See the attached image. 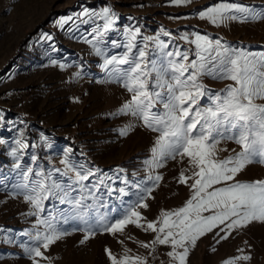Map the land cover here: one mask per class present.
<instances>
[{
    "label": "rangeland",
    "instance_id": "obj_1",
    "mask_svg": "<svg viewBox=\"0 0 264 264\" xmlns=\"http://www.w3.org/2000/svg\"><path fill=\"white\" fill-rule=\"evenodd\" d=\"M219 2L188 0L176 5L171 0H0V264H33L26 247L32 246L37 232L45 231L37 220L49 217L66 234L41 249L47 259H41L40 264H111L106 249L118 258L130 250L129 255L142 256L147 264H175L167 255L170 245L156 244L153 248L156 234L144 227L130 224L117 234L97 229L94 236L84 240L88 228L120 218L140 196L148 205L137 208L141 225L156 221L162 211L179 209L192 196V181L179 183L181 171L188 169L187 158L168 159L163 167L149 172L145 161L152 156L158 134L135 117L118 114L131 94L109 75L104 62L123 55L128 33L135 29H139L137 45L146 43L147 51L157 59V37L169 44L167 50H187L194 58V45L181 39L187 34L191 40L194 33L232 47L264 52V19L213 25L199 17L200 11ZM230 2L254 7L258 12L264 9V0ZM105 8L114 14L107 31L99 15ZM144 36L154 39L145 42ZM201 82L212 93L232 83L208 76L201 77ZM207 103V98L201 100L202 105ZM256 103L264 104V100ZM124 128H128L127 135L120 134ZM218 147L219 159L240 150L230 140H223ZM65 160L74 170L66 168ZM29 168L32 172L26 181L23 172ZM89 170L95 175L83 182L87 187L82 192L75 183V172ZM37 172L45 176L51 173V179L65 187L70 199L87 197L84 203L91 207L79 215L73 205L52 197L44 201L45 211L39 217L31 215L34 209L24 199L23 185L38 179ZM149 174L161 179L155 186L147 184L151 193H142L137 185L144 186ZM185 175L190 176V170ZM235 179L264 180V161L255 158ZM120 188L128 195L120 196ZM217 231L197 240L186 264H225L243 255L250 260L237 264H264V222L254 221L231 234L226 231L218 235ZM220 235L228 238L220 239Z\"/></svg>",
    "mask_w": 264,
    "mask_h": 264
},
{
    "label": "snow or ice",
    "instance_id": "obj_2",
    "mask_svg": "<svg viewBox=\"0 0 264 264\" xmlns=\"http://www.w3.org/2000/svg\"><path fill=\"white\" fill-rule=\"evenodd\" d=\"M171 2L181 5L188 0ZM84 14H88L86 10ZM99 15L104 21L103 30L107 31L112 26L114 14L105 8ZM199 17L219 25L227 20L264 19V9L258 12L251 6L220 0L200 11ZM100 34L98 27L97 35ZM138 34L139 29L129 32L123 55L112 56L104 62L109 75L131 94L118 114L131 115L158 134L151 148L152 156L145 161L149 172L163 167L168 159L176 160L179 157L183 161L187 158L188 169L185 171L190 170L191 175L186 176L185 171H181L179 183L186 184L191 180L189 187L192 196L184 206L175 211H162L156 221L146 222V225L139 223L142 217L137 208L148 207L144 203L145 197L140 196L138 202L120 218L99 222L88 228L84 240L94 236L97 229L117 234L123 233L132 224L156 234L151 245L153 248L156 244L170 245L171 250L167 255L175 264H186L190 248L195 247L197 240L206 233L218 230V235L226 231L231 234L233 230L254 221L264 222V180L240 182L235 179L255 158L264 161V104L256 103L257 100H264V52L232 47L219 39L213 41L194 33L191 40L187 34L181 37L194 45V58H190L187 50H167L169 44L157 37V59L154 53L147 51L146 43L137 45ZM152 39L143 37L145 42ZM95 50L100 54L99 48ZM203 76L232 83L221 92L212 93L201 82ZM205 98L208 103L202 105L201 100ZM127 132L128 128L120 130L121 135H127ZM223 140L233 141L240 150H233L234 155L219 159L217 153L221 149L218 146ZM20 147L25 145L21 144ZM64 163L68 170H74L67 160ZM31 172V168L23 172L26 181ZM35 175L38 179L23 185L26 190L24 199L34 209L31 215L39 217L45 211L44 201L52 197L58 198L61 203L73 205V210L79 215L91 207L84 203L87 197L70 199L65 187L51 179V173L45 176L37 172ZM94 175L95 171L91 170L75 172V183L82 192L87 187L83 182ZM160 179L159 175L149 174L144 186L137 187L142 193H151L152 188L147 184L155 186ZM119 193L120 196L128 195L124 188H120ZM206 212L210 214L204 215ZM37 223L44 225L45 231L37 232L32 238V246L26 247L33 264L47 259L42 248L47 249L66 234L52 217L38 219ZM227 238V235H220V239ZM142 246L149 247L148 244ZM105 251L111 264H147L144 257L129 255L130 250H125L119 258L110 250ZM239 260L247 261L250 257H235L226 260L225 264H237Z\"/></svg>",
    "mask_w": 264,
    "mask_h": 264
},
{
    "label": "trees",
    "instance_id": "obj_3",
    "mask_svg": "<svg viewBox=\"0 0 264 264\" xmlns=\"http://www.w3.org/2000/svg\"><path fill=\"white\" fill-rule=\"evenodd\" d=\"M1 108V107H0ZM3 109V108H2Z\"/></svg>",
    "mask_w": 264,
    "mask_h": 264
}]
</instances>
